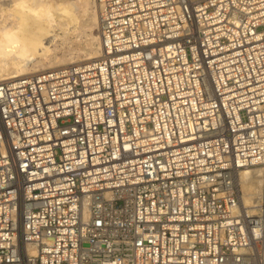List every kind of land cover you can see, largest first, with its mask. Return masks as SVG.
Wrapping results in <instances>:
<instances>
[{
    "label": "built area",
    "instance_id": "2783aa9c",
    "mask_svg": "<svg viewBox=\"0 0 264 264\" xmlns=\"http://www.w3.org/2000/svg\"><path fill=\"white\" fill-rule=\"evenodd\" d=\"M93 1L95 61L0 82V264H264V0Z\"/></svg>",
    "mask_w": 264,
    "mask_h": 264
},
{
    "label": "bare ground",
    "instance_id": "6f19581e",
    "mask_svg": "<svg viewBox=\"0 0 264 264\" xmlns=\"http://www.w3.org/2000/svg\"><path fill=\"white\" fill-rule=\"evenodd\" d=\"M81 2L84 15L87 14L89 24L94 26L97 24L96 12L92 10V5L95 7L94 1ZM74 6L60 0H0V82L79 66L95 61L100 56L96 38H91L93 47L82 55L59 53L57 42L53 44L60 37L55 30H62L66 36L74 32L78 19ZM236 182L242 193L241 206L251 211L257 206L261 193L258 172L243 169L238 173Z\"/></svg>",
    "mask_w": 264,
    "mask_h": 264
},
{
    "label": "rangeland",
    "instance_id": "374dc122",
    "mask_svg": "<svg viewBox=\"0 0 264 264\" xmlns=\"http://www.w3.org/2000/svg\"><path fill=\"white\" fill-rule=\"evenodd\" d=\"M57 1H59V0H57ZM61 2H64V3H66V2H70V3H72V4H74L75 6V14L77 15V25H76V27H77V29H76V27H75V30H74V32L72 31V32H70V33H68V36H66V34H64L63 33V31L62 30H55L56 32V35H58V37H59V35H60V39H61V37H64V36H66L65 38H62L61 40H59V38H57L54 42H53V44H55L56 45V42H57V46H58V49H59V53H62V52H64V53H70V54H72V56H74V55H82V54H86V52L88 53L89 51H90V49L93 47L92 46V44H93V42H92V40H91V38H96L97 39V24H95L94 26L92 25H90L89 24V19H88V16H87V14L86 15H84L85 13H83V10L81 9L82 8V6H83V4H81L82 2H81V0H60ZM81 2V3H80ZM78 3H79V5H78ZM81 4V5H80ZM92 5V4H91ZM81 6V7H80ZM95 7H94V5H92V10L94 11V12H96L95 11V9H94ZM89 11H91V9L89 10ZM88 11V12H89ZM79 14H81V15H79ZM86 16V17H85ZM80 18V19H79ZM79 23V24H78ZM90 26H91V28H90ZM85 27V28H84ZM94 27H96V28H94ZM80 28V29H79ZM95 31V32H94ZM62 32V33H61ZM77 32V33H76ZM79 33V34H78ZM73 34V35H72ZM63 35V36H62ZM96 35V36H95ZM63 41H65V42H63ZM64 43V45H62ZM66 43V44H65ZM96 44H98V41H97V43ZM63 46V47H61V46ZM98 47V46H97ZM63 48V49H62ZM66 48V49H65ZM62 49V50H61ZM71 50V51H70ZM62 51V52H61ZM79 51V52H78ZM67 53V54H68ZM258 180V179H257ZM239 186V183H237V185H236V189H237V191H238V195H239V197H241V195H242V193L240 194V186ZM240 189V190H239ZM240 191V192H239Z\"/></svg>",
    "mask_w": 264,
    "mask_h": 264
}]
</instances>
